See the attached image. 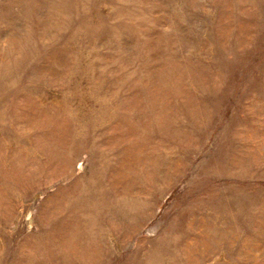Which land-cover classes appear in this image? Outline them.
Masks as SVG:
<instances>
[{"label":"rangeland","instance_id":"obj_1","mask_svg":"<svg viewBox=\"0 0 264 264\" xmlns=\"http://www.w3.org/2000/svg\"><path fill=\"white\" fill-rule=\"evenodd\" d=\"M0 264H264V0H0Z\"/></svg>","mask_w":264,"mask_h":264},{"label":"bare ground","instance_id":"obj_2","mask_svg":"<svg viewBox=\"0 0 264 264\" xmlns=\"http://www.w3.org/2000/svg\"><path fill=\"white\" fill-rule=\"evenodd\" d=\"M168 74V73H167ZM81 143V142H80Z\"/></svg>","mask_w":264,"mask_h":264}]
</instances>
